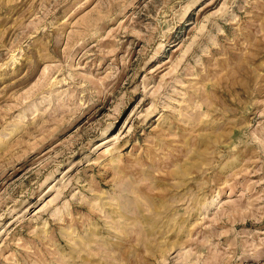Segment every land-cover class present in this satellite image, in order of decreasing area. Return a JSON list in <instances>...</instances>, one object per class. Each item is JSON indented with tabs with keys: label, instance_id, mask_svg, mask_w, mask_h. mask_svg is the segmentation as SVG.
Instances as JSON below:
<instances>
[{
	"label": "rangeland",
	"instance_id": "1",
	"mask_svg": "<svg viewBox=\"0 0 264 264\" xmlns=\"http://www.w3.org/2000/svg\"><path fill=\"white\" fill-rule=\"evenodd\" d=\"M0 264H264V0H0Z\"/></svg>",
	"mask_w": 264,
	"mask_h": 264
}]
</instances>
